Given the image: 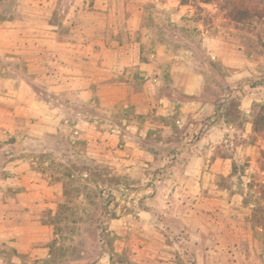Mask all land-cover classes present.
<instances>
[{
  "label": "rangeland",
  "instance_id": "374dc122",
  "mask_svg": "<svg viewBox=\"0 0 264 264\" xmlns=\"http://www.w3.org/2000/svg\"><path fill=\"white\" fill-rule=\"evenodd\" d=\"M221 1L0 0V42L5 23L53 25L60 39L92 44L102 40L107 45L126 42L130 28L139 24L138 34L150 40L140 57L158 58L157 64L166 72L163 88L170 97L193 98L183 93L184 75L199 74L201 91L195 98L210 105L212 114L203 120L224 119L244 129V123H251L264 106V21L233 22L220 9ZM99 48L95 44L91 51ZM152 84L160 88L156 80ZM43 92L42 97L49 99L50 93ZM247 94L252 102L244 100ZM59 98L68 101L62 94ZM91 108L98 115L97 108ZM62 113L54 133L50 122L25 117L0 99V264L90 263L111 239L110 232L131 228L130 223L107 220L117 217L120 206L128 208L123 201L130 199L132 191L140 205L151 207L154 192L142 190L164 183L147 166L151 161L145 153L137 157L130 143L109 142L98 134L102 129L97 125L84 131L71 127L66 121L71 123L73 118L65 110ZM234 136L247 150L237 153L231 176L214 180L219 188L236 193L227 211L231 233L214 240L219 249L212 259L204 255L202 264H264V231L252 227L251 206L242 205L245 194L258 196L263 182L264 140L251 134L242 142L237 133ZM159 194L158 204L163 206L166 193ZM205 205L203 214L211 218L222 214ZM147 225L139 231L142 238L147 236ZM23 247H45L47 256L22 253ZM125 253V260H116L131 264L129 247ZM187 261L194 263L189 257Z\"/></svg>",
  "mask_w": 264,
  "mask_h": 264
},
{
  "label": "crops",
  "instance_id": "0c3cea01",
  "mask_svg": "<svg viewBox=\"0 0 264 264\" xmlns=\"http://www.w3.org/2000/svg\"><path fill=\"white\" fill-rule=\"evenodd\" d=\"M45 26L37 22L2 25L0 99L25 117L50 122L54 133L64 110L73 118L71 123L66 121L71 127L84 131L97 125L102 129L98 134L109 142L130 143L137 157L145 153L151 161L147 166L164 180L138 188L154 192L151 207L140 205L132 191L130 199L123 201L128 208L120 206L117 217L107 220L109 224L130 223L131 228L110 232L111 239L87 264H127L116 259L125 260L128 247L131 264H202L204 255L212 259L219 249L214 240L224 232L231 233L227 211L236 196L214 180L229 176L237 153L243 155L247 150L234 141V133L243 142L252 133L251 123H244L241 129L224 119L204 121V116L212 114L210 105L195 98L201 91L199 74L184 75L183 93L193 98L179 101L170 97L163 88L166 72L157 64L158 58L154 54L147 60L140 57L150 40L138 34L139 24L130 28L126 42L116 40L111 45L102 40L92 44L60 39L55 26ZM95 44L100 47L97 52L91 51ZM43 90L50 93L49 99L42 97ZM60 94L68 101L60 99ZM250 96L245 95L244 100L252 102ZM143 144L149 148L143 149ZM162 191L166 193L163 206L158 204ZM206 202L209 209L222 212L220 217L203 214ZM146 224L147 236L142 238L139 231ZM129 229L130 234L125 231ZM19 251L47 256L45 247Z\"/></svg>",
  "mask_w": 264,
  "mask_h": 264
},
{
  "label": "trees",
  "instance_id": "16d2710c",
  "mask_svg": "<svg viewBox=\"0 0 264 264\" xmlns=\"http://www.w3.org/2000/svg\"><path fill=\"white\" fill-rule=\"evenodd\" d=\"M219 5L220 9H222L233 22L249 24L254 21H264V0H222ZM251 130L252 135H257L264 140V106L260 107L259 111L253 116L251 120ZM260 169L264 173V163L261 165ZM231 175L232 173H230L229 176ZM251 187L250 185V188ZM257 192L258 196H249V198H247L245 194L242 199V205L244 207L251 206L250 218L252 227H258L264 231V176L263 182L259 185ZM241 194H243V192Z\"/></svg>",
  "mask_w": 264,
  "mask_h": 264
}]
</instances>
